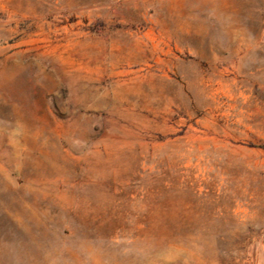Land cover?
<instances>
[{
  "label": "rangeland",
  "instance_id": "1",
  "mask_svg": "<svg viewBox=\"0 0 264 264\" xmlns=\"http://www.w3.org/2000/svg\"><path fill=\"white\" fill-rule=\"evenodd\" d=\"M0 264H264V0H0Z\"/></svg>",
  "mask_w": 264,
  "mask_h": 264
},
{
  "label": "bare ground",
  "instance_id": "2",
  "mask_svg": "<svg viewBox=\"0 0 264 264\" xmlns=\"http://www.w3.org/2000/svg\"><path fill=\"white\" fill-rule=\"evenodd\" d=\"M223 70V69H222ZM225 73V70L221 72V75Z\"/></svg>",
  "mask_w": 264,
  "mask_h": 264
}]
</instances>
